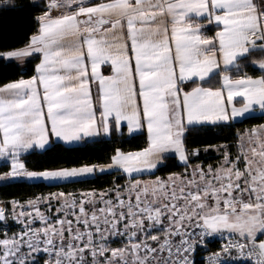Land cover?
I'll return each mask as SVG.
<instances>
[{"label": "snow or ice", "instance_id": "1", "mask_svg": "<svg viewBox=\"0 0 264 264\" xmlns=\"http://www.w3.org/2000/svg\"><path fill=\"white\" fill-rule=\"evenodd\" d=\"M31 7L38 30L22 47L0 50V65L38 61L27 78L0 85L7 168L0 181L86 184L113 172L128 179L0 200V222L22 225L0 234V264H40L41 253L43 264H196L214 235L225 242L209 264H264V123L237 130L235 154L227 142L209 146L223 149L215 167L189 166L209 150L190 143L205 126L264 117V0H31ZM86 137L111 146L109 163L27 166L32 155H57ZM131 141L146 146H116ZM173 157L183 170L155 175ZM142 175L154 178H133Z\"/></svg>", "mask_w": 264, "mask_h": 264}, {"label": "trees", "instance_id": "2", "mask_svg": "<svg viewBox=\"0 0 264 264\" xmlns=\"http://www.w3.org/2000/svg\"><path fill=\"white\" fill-rule=\"evenodd\" d=\"M3 0H0L2 5ZM12 4L15 7L9 6L4 8L0 6V50H5L14 47H22L29 41L30 35L38 30V25L33 19L37 14V9L31 7V0H12ZM215 27H207L206 34H214ZM260 57L257 56L256 59ZM37 62L35 60L27 62V72H22L16 67V62L8 65H0V85L8 82L12 79L18 78L20 75H24L27 78L32 74V66ZM250 75H259L258 71H254L251 68L246 69ZM264 123V117H260L259 114H254V118H244L240 122H235L231 127L223 130L213 128L211 126H205L197 134H195L190 143L196 148H205L211 145H219L227 142L231 148L237 149L236 146V133L237 130L244 131L251 128L254 125ZM219 134H216V133ZM96 138L82 141L79 144L71 145L70 150L61 151L57 155H53L52 152L57 151L53 149L47 156L32 155L28 158L27 166L31 168L39 169L42 166H73L80 165L82 163L89 164H105L109 163L108 155L111 154V146L107 143H96ZM117 147H121L122 150H138L139 147L146 146L143 143L137 144L135 141H131L128 144H117ZM210 148V147H209ZM207 154L204 151L199 153V160L190 158V165L196 163H202L203 165L216 166L221 161L220 155H215V151L210 148ZM27 156V154H26ZM5 163L0 164V171H6L7 168L3 167ZM189 165V166H190ZM184 165L181 164L177 158H166V166L160 167L159 171L155 172V175L164 177L171 172H181ZM151 177L154 176H142ZM127 176L121 173L113 172L111 175H102L99 179H92L81 184H59L49 185L46 183L29 182L26 179L14 180L12 182H0V200H11L15 198L20 201H25L28 198H34L41 193L55 192L58 190L74 191L76 189H83L86 185L95 188L111 187L113 183L123 185L127 181ZM9 227L10 224L8 225ZM5 229V226L0 222V231ZM220 245L218 242H209L207 248H199L195 253L196 264H207L206 257L208 254L218 251ZM231 264H249L248 262H235Z\"/></svg>", "mask_w": 264, "mask_h": 264}, {"label": "rangeland", "instance_id": "3", "mask_svg": "<svg viewBox=\"0 0 264 264\" xmlns=\"http://www.w3.org/2000/svg\"><path fill=\"white\" fill-rule=\"evenodd\" d=\"M209 151H211V149L209 148V150L207 151V152H205L206 154L209 152ZM223 151V149H221L220 151H215V155H220L221 156V152ZM228 151L230 152V153H232V154H235L237 151H238V148L236 149V150H234L233 148H231V147H229V149H228ZM213 152H214V150H213ZM180 162V161H179ZM181 163V162H180ZM181 164H183V163H181ZM203 165V164H202ZM190 166H192V165H190ZM205 166V165H204ZM207 166V165H206ZM142 176H144V175H142ZM142 176H139V177H133V178H139V179H153V178H151V177H142ZM145 176H148V175H145ZM128 178V177H127ZM124 185V184H123ZM23 202V201H22ZM10 206V205H9ZM53 211H54V209H53ZM3 223V225L5 226V225H7V228H5V229H3L2 231H0V234H3L5 231H8V232H19V231H21L22 230V225L20 224V222L19 221H15V220H12V219H8V220H6V221H4V222H2ZM10 224V226L11 227H9L8 225ZM35 226H39V222H36V224H35ZM211 242V241H210ZM215 242V241H214ZM117 243H119V242H117ZM37 259L40 261V264H43V261L45 260V259H47V257L43 254V253H41V254H39L38 256H37ZM238 262H241V261H238ZM249 264H251V263H249Z\"/></svg>", "mask_w": 264, "mask_h": 264}, {"label": "crops", "instance_id": "4", "mask_svg": "<svg viewBox=\"0 0 264 264\" xmlns=\"http://www.w3.org/2000/svg\"><path fill=\"white\" fill-rule=\"evenodd\" d=\"M199 23H201V24H204L205 23V21H203V20H200V21H198ZM208 27H215L214 26V23L213 24H210V25H208ZM207 28V27H206ZM206 28H205V30H206ZM37 55H39V54H37ZM14 59V58H13ZM29 59H30V57H26V58H24V60H22V61H17L16 63H20L21 65H23V64H27V62L29 61ZM38 62V61H37ZM102 70L105 72V74L107 75V74H110V72H109V69H108V66H102ZM93 89H94V91H95V85L93 86ZM256 114H259L258 112L256 113ZM93 138H95V137H86L84 140H82V141H85V140H88V139H93ZM82 141H76V142H74V144L73 145H76V144H79V143H81ZM26 155V154H25ZM2 163H6V161H5V159L4 158H0V164H2ZM181 163H183V162H181ZM27 180V179H26ZM0 182H3V181H0ZM239 261V259L238 258H234V259H232L231 260V262H233V263H235V262H238Z\"/></svg>", "mask_w": 264, "mask_h": 264}, {"label": "built area", "instance_id": "5", "mask_svg": "<svg viewBox=\"0 0 264 264\" xmlns=\"http://www.w3.org/2000/svg\"><path fill=\"white\" fill-rule=\"evenodd\" d=\"M209 240H210L211 242H214V241H215V242H218L220 246H221L222 243L225 242V241L221 240V239L219 238L218 235H214V236L210 237ZM210 254H211V253H210ZM210 254H208L207 257H206L207 264H209V262H208V257H209ZM238 259H239V261H241V262H248V263H251V264H252V262L250 261V259H245V258H238ZM231 263H233V262H231V260H229V261L227 262V264H231Z\"/></svg>", "mask_w": 264, "mask_h": 264}]
</instances>
